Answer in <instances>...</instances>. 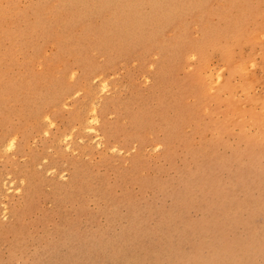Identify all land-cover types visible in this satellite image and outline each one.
I'll list each match as a JSON object with an SVG mask.
<instances>
[{"label": "rangeland", "instance_id": "obj_1", "mask_svg": "<svg viewBox=\"0 0 264 264\" xmlns=\"http://www.w3.org/2000/svg\"><path fill=\"white\" fill-rule=\"evenodd\" d=\"M0 264H264V0H0Z\"/></svg>", "mask_w": 264, "mask_h": 264}, {"label": "bare ground", "instance_id": "obj_2", "mask_svg": "<svg viewBox=\"0 0 264 264\" xmlns=\"http://www.w3.org/2000/svg\"><path fill=\"white\" fill-rule=\"evenodd\" d=\"M96 1H97V0H96ZM111 1H113V0H111ZM156 2H157V1H156ZM41 3H43V2H41ZM106 3H107V2H106ZM106 3H105V4H106ZM49 4H50V3H49ZM113 4H114V2H113ZM116 4H117V3H116ZM155 5H157V4H155ZM44 6H45V4H44ZM111 6H112V4H111ZM106 7H107V6H106ZM108 7H109V6H108ZM114 9H118V8H114ZM154 9H155V8H154ZM174 9H175V8H174ZM159 11H160V10H159ZM165 11H166V10H165ZM147 14H148V13H147ZM149 17H150V16H149ZM140 19H141V18H140ZM160 19H161V18H160ZM134 20H135V19H134ZM134 20H133V21H134ZM150 20H151V19H150ZM112 21H113V20H112ZM130 21H131V19H130ZM133 21H132V22H133ZM143 21H144V20H143ZM143 21H142V22H143ZM109 22H110V21H109ZM131 25H132V24H131ZM114 26H115V25H114ZM124 26H125V25H124ZM112 27H113V26H112ZM115 27H116V26H115ZM152 27H154V26H152ZM119 28H120V27H119ZM95 32H96V31H95ZM87 36H88V35H87ZM89 36H90V35H89ZM89 38H90V37H89ZM91 38H93V37H91ZM83 46H84V45H83ZM23 63H24V62H23ZM11 75H12V74H11ZM5 83H6V82H5ZM10 133H11V132H10Z\"/></svg>", "mask_w": 264, "mask_h": 264}]
</instances>
